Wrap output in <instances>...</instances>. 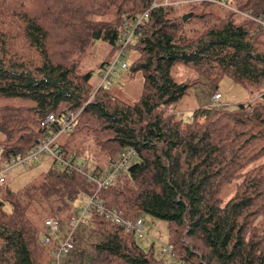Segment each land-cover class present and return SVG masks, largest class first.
Returning <instances> with one entry per match:
<instances>
[{"label":"trees","instance_id":"trees-1","mask_svg":"<svg viewBox=\"0 0 264 264\" xmlns=\"http://www.w3.org/2000/svg\"><path fill=\"white\" fill-rule=\"evenodd\" d=\"M151 2L0 0V98L24 101L0 104V164L79 112L59 147L95 173L109 169L124 149L137 150L99 198L132 222L146 214L166 221L172 263L154 244L145 249L138 241L144 236L93 208L84 225L96 240L64 264H264V27L240 12L264 16V0H192L183 4L185 12L181 5L152 9L128 48L131 74L144 77L140 98L129 103L109 83L94 84L77 56L98 40L116 50L121 26ZM176 64L201 77L175 81ZM204 78H229L260 99L233 109L205 105L185 122L175 106ZM51 112L56 119L47 123ZM51 161L41 181L0 194V264H49L44 250L50 256L54 245L44 243L51 235L45 220L67 221L82 195L97 189L81 171L59 170ZM235 179L224 201L220 194Z\"/></svg>","mask_w":264,"mask_h":264},{"label":"rangeland","instance_id":"rangeland-1","mask_svg":"<svg viewBox=\"0 0 264 264\" xmlns=\"http://www.w3.org/2000/svg\"><path fill=\"white\" fill-rule=\"evenodd\" d=\"M179 10L180 12H185L186 6L181 5ZM110 18L115 19L116 15L112 14L110 15ZM114 52L115 50L112 44L106 40H98L94 46L83 49L77 56V59L81 63V69L84 72H93L92 82L94 84L98 86L101 84L103 80L102 64L106 61L109 63L113 59ZM133 58L134 56H132V53L129 50L128 53L123 56V60L127 62L128 66L131 64ZM171 74L177 82H190L201 77L195 70L183 64H176L172 68ZM202 80L203 79H201V81ZM108 83L110 84L111 90L117 96L129 103H134L142 94L144 77L141 72L131 74L129 67H119L117 72L111 76V79L106 85H108ZM216 92L222 93L223 97L221 103L230 109L237 107L239 103L260 99L257 92L252 93L248 88L233 82L229 78H224L218 82H213L204 78L203 82H199L193 86L189 93L176 104L175 109L177 113H179L178 116L185 120V122L189 121L191 114L195 109L212 104L213 96ZM11 103L20 105L24 103V101L19 98H0V104ZM4 135L5 133L0 129V139L3 138ZM43 158L42 162H35L36 164L34 163V165L25 166L18 164L9 168L7 171L6 183H0V194L7 188L18 190L28 183L41 181L43 175L52 164L50 156L44 157L43 155ZM238 181L239 179H235L233 182L225 185L220 194L224 201L228 200L233 194ZM76 212L70 213L67 221H61L62 226L60 230L62 236H65L70 230V220ZM49 218L53 217L50 216ZM144 218L145 235L143 238H139V243L145 249L150 248L151 245L154 244L156 254L160 256L162 253H165L166 261L172 263L170 251L166 253V249H168L170 245L168 225L166 221L157 219L149 214H146ZM84 224H82L76 231V246L71 254L74 251L80 252L82 249L89 251L91 243L96 240L94 233H92L91 229ZM42 226L44 225L42 224ZM79 262L80 261L72 262L70 264H78Z\"/></svg>","mask_w":264,"mask_h":264},{"label":"built area","instance_id":"built-area-1","mask_svg":"<svg viewBox=\"0 0 264 264\" xmlns=\"http://www.w3.org/2000/svg\"><path fill=\"white\" fill-rule=\"evenodd\" d=\"M190 1L192 0H152L150 6L140 16L136 17L131 22L124 23L119 31L117 48L113 59L107 63L103 69V80L100 85L109 82L111 76L117 72L119 67H128L127 62L123 60V56L128 53L129 46L136 39L137 27L149 16L152 9L160 6L183 5ZM240 12L264 27V16H256L249 12ZM221 98V92H216L213 96L212 105L220 106ZM78 115L79 112L70 113L69 116H65L64 123L57 132L46 135L36 146L26 153L17 154L0 164V183H6L7 171L9 168L18 164L30 166L37 162L43 155H49L54 160V163L59 170H79L86 175L88 180L95 182L97 185V189L94 193H84L82 195L84 201L77 212L73 214L70 220L71 228L65 236L61 235L60 229L62 224L59 219L47 218L45 220V226L50 231L51 235H46L44 237V243L54 245V248L51 251L52 260L49 264H63L64 261L68 259L76 246V231L82 224L87 222L93 208H97L106 219L111 220L118 225L125 226L127 229H133L139 237L145 235V220L143 217L132 222L125 217L123 210L106 207L99 198L100 190L115 185L118 181V176L134 163L137 156V150L134 147L124 149L114 164L102 173L84 172L80 163L76 162L72 156L66 155L57 143L59 136L72 127L73 121ZM55 119V114L51 112L49 113L46 122L52 123ZM172 247L173 245L170 244L168 249H166V252H169Z\"/></svg>","mask_w":264,"mask_h":264},{"label":"crops","instance_id":"crops-1","mask_svg":"<svg viewBox=\"0 0 264 264\" xmlns=\"http://www.w3.org/2000/svg\"><path fill=\"white\" fill-rule=\"evenodd\" d=\"M108 61H106L105 63H107ZM222 97H223V95H222ZM222 99V98H221ZM46 156H48V155H44V157H46ZM51 158V157H50ZM43 156L37 161V162H42L43 161ZM52 159V158H51ZM36 162V163H37ZM35 163V164H36ZM34 165V164H33ZM43 257H44V259H46V260H48V259H51V254H50V256H49V253L46 251V249L44 250V255H43Z\"/></svg>","mask_w":264,"mask_h":264}]
</instances>
